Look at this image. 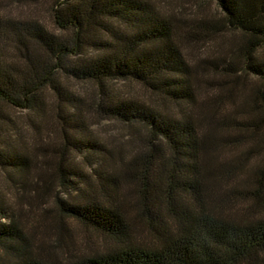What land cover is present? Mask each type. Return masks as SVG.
<instances>
[{"label": "trees", "instance_id": "1", "mask_svg": "<svg viewBox=\"0 0 264 264\" xmlns=\"http://www.w3.org/2000/svg\"><path fill=\"white\" fill-rule=\"evenodd\" d=\"M31 1L53 29L0 0V264H264V156L247 167L264 152V0L193 19L154 0ZM69 221L105 244L77 251Z\"/></svg>", "mask_w": 264, "mask_h": 264}, {"label": "rangeland", "instance_id": "2", "mask_svg": "<svg viewBox=\"0 0 264 264\" xmlns=\"http://www.w3.org/2000/svg\"><path fill=\"white\" fill-rule=\"evenodd\" d=\"M154 3H156V6L160 9V11L163 12H174L180 15L185 16L188 19H193L196 17H206V16H217L219 15V7L216 3V0H154ZM3 6L6 7V10H10L15 15H24V16H30L37 18L39 20H42L44 24H46L49 29H53L51 22L49 21V10L47 9V5L43 1L40 3H32L31 0L26 1H20L17 2V0H4L2 3ZM5 10V9H4ZM5 10V11H6ZM232 34H226L224 37H229ZM213 38L209 41L206 40L203 44L204 47H201L202 52H214L215 42H213ZM221 40V39H220ZM259 54H264V49L259 50ZM247 84L257 83L256 78L252 76L247 77ZM116 88L120 91L126 92L128 91L129 86L126 83L122 82H116ZM72 87H75L78 90H84L87 87V84H80L72 82L70 83ZM88 90H92L91 87L88 86ZM133 93H135V96H138L140 98H145L146 94L143 93L140 89L135 87L133 89ZM144 100V99H143ZM224 108L226 109L225 112L230 111L231 108L229 104H224ZM227 107V108H225ZM90 131H92V134L97 135L98 138L106 139L107 141L111 140L113 142H119V141H125L126 135H127V128L120 124L119 122H116L114 120H96V119H90ZM261 128L264 129V126L261 125ZM111 143V142H109ZM245 147L239 146L237 148H226L221 152L219 155L220 159L225 157H236ZM264 156V152H260L258 154H252L247 162V167L252 165L253 163L259 161L261 157ZM246 170V169H244ZM239 174L238 176L241 177ZM10 192V195H12ZM70 231L69 233L65 234V242L71 244V242L76 243V247L78 248L77 251L84 252L88 251L91 248H100L104 243L103 239H100L99 236H97L94 232L91 230H85L84 228L80 227L79 225L75 224L74 222H68ZM48 239V236L47 238ZM56 253L57 252L56 250Z\"/></svg>", "mask_w": 264, "mask_h": 264}]
</instances>
